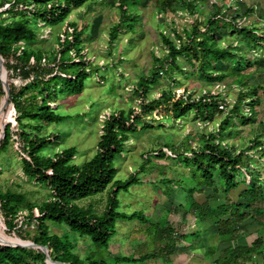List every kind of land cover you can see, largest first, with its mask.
<instances>
[{
    "label": "trees",
    "instance_id": "16d2710c",
    "mask_svg": "<svg viewBox=\"0 0 264 264\" xmlns=\"http://www.w3.org/2000/svg\"><path fill=\"white\" fill-rule=\"evenodd\" d=\"M91 1L97 0H0V73L5 79L4 88L0 78V155L13 145L23 174L52 193L48 201L33 204L26 203L24 194L0 188V264H125L159 258L170 262L171 256L181 250L192 253L197 246L188 245L187 238L199 240L204 228L178 234L169 223L156 225L155 239L161 243L156 250L138 259L111 256L108 262L92 255H79L76 245L52 234L47 224L49 221L65 224L71 232L108 251L118 220L147 223L142 212L119 213L118 194L140 184L139 175L146 165L153 159L166 158L164 149L145 153L142 166L126 181H115V159L123 153L130 135L139 128L143 131L154 127L155 120L148 121L153 113L180 125L190 112L204 121L212 120L215 113L225 114L217 130L202 137L201 145L191 148L184 144L181 150L172 144L164 147L171 159L188 169L190 176L184 180L163 178L160 182L185 186L179 190L187 195L186 203L176 207V211L194 216L201 228L203 222L217 227L218 244L223 250L219 252L218 245L205 249L203 258L210 264H260L259 260L264 264V235L260 230H264V208L258 206L264 204V119L261 117L264 112L257 110L258 94L264 95V83H253L255 73L251 71L264 64L261 56L264 27L262 30L261 23L243 22L253 10L248 5L249 9L240 14L234 10L237 6L247 7L246 3L219 0L206 20L196 21L189 30L175 34L178 45L161 33L166 53L162 57L154 55L151 71L137 82L134 93L140 101L139 107L108 114L95 155L79 167L72 163L76 156L74 147L43 156L44 150L61 139L59 133L43 132L45 125L71 118L56 112L58 97L82 93L89 76L93 73L99 76L101 67L94 65L87 55L83 40L85 27L67 21L73 11ZM143 1L117 0L119 22L111 29V45L120 33L134 30L140 19L137 7ZM157 3L161 11L173 6L172 0H157ZM190 6L192 13L195 4L189 1L187 7ZM33 22L48 26L65 24L52 51L29 48L37 39L31 27ZM181 59L193 66L197 64L200 79L210 84L234 78L233 86L239 89L236 101L230 104L222 92L205 90L196 95L187 89L162 91L150 98L161 76L178 82L177 74L185 73ZM161 122L157 121L159 128ZM247 124H258L259 131L245 148L223 144L224 138L220 140L221 135L237 125ZM107 189L108 201L101 214L75 203ZM235 192L237 199L231 201L230 196ZM249 228V233L258 234L251 244L242 235ZM29 245L34 246L26 247Z\"/></svg>",
    "mask_w": 264,
    "mask_h": 264
},
{
    "label": "rangeland",
    "instance_id": "374dc122",
    "mask_svg": "<svg viewBox=\"0 0 264 264\" xmlns=\"http://www.w3.org/2000/svg\"><path fill=\"white\" fill-rule=\"evenodd\" d=\"M172 1V9L165 11H161L157 0H144L140 3L137 7L140 16L138 24L134 26L133 31L127 30L120 33L114 45L110 44V32L113 26L119 22L117 0L91 1L82 8L73 11L67 21L76 22L80 28L85 27L86 33L83 40L87 55L94 65L101 67L100 77L96 73L91 74L86 80L84 91L80 94L65 93L58 97L56 112L60 115L71 116V118L60 123L45 125L43 134L59 133L61 139L44 150L43 156H51L74 147L76 156L72 161L73 164L81 167L90 160L96 153V145L107 115L120 109L129 111L131 108L139 107L140 101L134 93V88L139 79L151 71L154 55L162 57L166 53L161 33L167 35L178 45L175 34H182L184 29L189 30L196 21L206 20L213 10V4L216 5L219 0L212 3L209 0ZM189 1L195 4L192 13L190 11L192 7H187ZM258 1L260 3L263 0ZM252 2L257 6H251L253 9L249 8L255 13L247 20H243L244 18L242 20L246 24L252 21L261 23L263 30L264 21H261L263 17L260 13H264L259 11L257 8L259 5L255 0ZM245 3L248 6L246 0H244ZM232 6L235 8L237 5L231 4ZM249 8L237 6L235 10L237 13L243 14ZM224 9L226 11L227 8ZM31 27L36 31L37 39L29 45V48L49 52L57 45V38L64 31L65 24L48 26L33 22ZM234 38L235 36L229 39ZM261 56L264 57V52ZM180 65L185 73L177 74L179 83H174L161 76L159 83L151 90L150 98H155L162 91L187 89L196 95H200L205 90L222 92L226 94L230 104L236 101L239 89L235 85L233 86L234 78L224 83L210 84L200 79L197 64L193 66L181 59ZM251 71L255 73L253 83L263 84L264 64L254 67ZM258 98L260 104L257 106V110L264 112L263 92L258 94ZM224 114L225 112L215 113L212 120L204 121L190 112L180 125H175L166 119V116L153 113L148 117V121L155 120L154 127L143 131H140L141 128H139L137 133L130 135V140L125 145L123 153L114 162L115 181H126L130 175L136 173L144 163L142 157L147 152L164 149L166 158L153 159L152 163L146 165L145 171L139 175L140 184L133 185L128 191H121L118 194L117 211L119 213L130 214L139 211L147 217L148 222L118 220L115 226L116 234L111 239L108 251L95 247L89 238L71 232L65 224L47 222L50 232L76 245V252L79 255H92L97 259H105L109 262L111 256H133L138 259L140 256L156 250L161 244L155 239L156 225L162 227L169 223L178 234L191 233L204 228L203 236L199 240L187 238V244L197 246L195 248L197 251L194 249L189 254L187 251L181 250L171 256L170 262L159 258L125 264H210L203 258L205 249L211 245H218L219 252L223 250L221 244H218L217 227L212 223L203 222L201 228L197 223L198 219L194 216L191 214L186 216L181 210L176 211V207L186 203L187 195L182 191L185 186L180 183H161L160 180L163 178L184 180L190 176L188 169L171 159L169 151L164 147L167 144H172L181 150L184 144H188L191 148L201 145L202 137L217 130ZM262 115L259 116L264 119V114ZM160 120L163 122L160 123L162 126L159 128L157 121ZM258 131V124L237 125L227 134L221 135L220 140L224 138L223 144H234L245 148L250 140L255 138ZM253 160L254 163L257 162L256 159ZM0 169L2 171L0 188L3 191L24 194L26 203L33 204H42L52 197L48 187L33 183L23 174L22 163L13 145L7 152L0 155ZM108 195L109 190L107 189L97 195L77 200L75 203L81 208L101 214L107 205ZM237 195L238 192L233 193L230 200L235 201ZM258 206L264 208L263 203ZM249 231L250 228L243 231L242 235H245V239L251 244L258 238V234L249 233Z\"/></svg>",
    "mask_w": 264,
    "mask_h": 264
},
{
    "label": "crops",
    "instance_id": "0c3cea01",
    "mask_svg": "<svg viewBox=\"0 0 264 264\" xmlns=\"http://www.w3.org/2000/svg\"><path fill=\"white\" fill-rule=\"evenodd\" d=\"M248 1H249V3H248ZM246 0V2H247V4L251 7V6H255L256 4H253V0L252 1H250V0ZM257 3H258V9H259V11H261V12H263L264 13V5H262V4H264V0L262 1V2H260L259 3V1L258 0H255ZM235 3V2H234ZM242 4H244V2L242 3ZM257 6V5H256ZM248 7V6H247ZM252 9H253V7H251ZM234 11H237V10H234ZM257 12V11H256ZM255 13V11L253 10V13L252 14H254ZM260 15L263 17V19H261V21H264V14H262V13H260ZM247 20V19H246ZM260 230L261 231H263V235H264V230H263V228L261 229L260 228ZM260 261V264H263V262H262V260H259Z\"/></svg>",
    "mask_w": 264,
    "mask_h": 264
},
{
    "label": "water",
    "instance_id": "95a60500",
    "mask_svg": "<svg viewBox=\"0 0 264 264\" xmlns=\"http://www.w3.org/2000/svg\"><path fill=\"white\" fill-rule=\"evenodd\" d=\"M0 78H1L2 83H3V86H4V88H5V79L3 78V74H2V72L0 73ZM24 246H25V245H24ZM32 246H34V245H29V246H26V247H32Z\"/></svg>",
    "mask_w": 264,
    "mask_h": 264
},
{
    "label": "built area",
    "instance_id": "2783aa9c",
    "mask_svg": "<svg viewBox=\"0 0 264 264\" xmlns=\"http://www.w3.org/2000/svg\"><path fill=\"white\" fill-rule=\"evenodd\" d=\"M229 3H231V2H233V1H237V2H240V3H242V2H244V0H227Z\"/></svg>",
    "mask_w": 264,
    "mask_h": 264
},
{
    "label": "clouds",
    "instance_id": "9594fccd",
    "mask_svg": "<svg viewBox=\"0 0 264 264\" xmlns=\"http://www.w3.org/2000/svg\"><path fill=\"white\" fill-rule=\"evenodd\" d=\"M236 2V1H233V3ZM250 7V6H249Z\"/></svg>",
    "mask_w": 264,
    "mask_h": 264
},
{
    "label": "bare ground",
    "instance_id": "6f19581e",
    "mask_svg": "<svg viewBox=\"0 0 264 264\" xmlns=\"http://www.w3.org/2000/svg\"><path fill=\"white\" fill-rule=\"evenodd\" d=\"M3 78H4V75H3Z\"/></svg>",
    "mask_w": 264,
    "mask_h": 264
}]
</instances>
